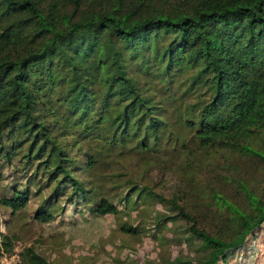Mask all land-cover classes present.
I'll use <instances>...</instances> for the list:
<instances>
[{"label":"trees","instance_id":"1","mask_svg":"<svg viewBox=\"0 0 264 264\" xmlns=\"http://www.w3.org/2000/svg\"><path fill=\"white\" fill-rule=\"evenodd\" d=\"M146 203L152 237L195 246L172 264H229L264 231V0H0V224Z\"/></svg>","mask_w":264,"mask_h":264},{"label":"rangeland","instance_id":"2","mask_svg":"<svg viewBox=\"0 0 264 264\" xmlns=\"http://www.w3.org/2000/svg\"><path fill=\"white\" fill-rule=\"evenodd\" d=\"M155 211L162 209L146 203L116 216L94 218L87 213L75 215L71 207H67L63 214L49 223L32 220L30 213L13 219L8 211L1 217L0 231L12 228L18 240L13 253L4 255L1 263H18L19 253L28 245L53 264H172L177 256L189 262L195 246L180 240L172 225H167L156 237L151 236V216ZM4 220L10 222L7 227ZM122 222L150 229L141 232L140 227L139 235L133 236L119 230ZM250 247L246 255L229 264H264V231Z\"/></svg>","mask_w":264,"mask_h":264}]
</instances>
